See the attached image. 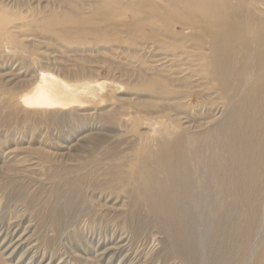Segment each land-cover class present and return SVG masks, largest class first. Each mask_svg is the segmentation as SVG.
I'll return each mask as SVG.
<instances>
[{"label": "rangeland", "instance_id": "1", "mask_svg": "<svg viewBox=\"0 0 264 264\" xmlns=\"http://www.w3.org/2000/svg\"><path fill=\"white\" fill-rule=\"evenodd\" d=\"M123 1L0 0V246L15 244L4 252L8 264H143L150 253L149 262L156 264L157 249L168 243L156 227L130 232L128 222L118 217L127 201L121 182L112 179L107 166L89 163L100 155L101 145L129 134L153 136L164 120L182 122L174 107L179 100L172 98L183 101V90L196 88H183L177 79L183 77V52L193 54L177 43L178 38L183 42L182 26L162 28L167 37L144 22L129 27L133 16L117 9L136 5ZM154 41L170 59L161 73L157 64L163 61L152 57ZM39 58L71 85L107 87L84 106L24 107L22 98L32 87L20 79L30 78L26 65L32 68ZM163 75L169 77L165 89L180 95L166 97V108L147 94L151 76L161 80ZM154 87L158 90V83ZM192 102L197 105V99ZM175 127V136L183 138ZM197 141L191 139L193 145ZM86 169L95 173V181L82 178ZM67 180L69 189L54 193ZM88 209L98 215L94 225ZM213 228L209 223V231ZM143 250L150 253L145 257ZM211 261L219 264L220 259Z\"/></svg>", "mask_w": 264, "mask_h": 264}, {"label": "bare ground", "instance_id": "2", "mask_svg": "<svg viewBox=\"0 0 264 264\" xmlns=\"http://www.w3.org/2000/svg\"><path fill=\"white\" fill-rule=\"evenodd\" d=\"M132 1L136 7L117 9L133 16L129 27L144 22L167 37L162 28L182 26L178 33L183 34V42L178 38L177 43L193 54L183 52V77L177 79L183 88H196L183 90V101L172 98L179 100L174 107L180 110L176 114L182 122L164 120L153 136L129 134L101 145L100 155L89 163L107 166L112 179L121 182L127 201L118 217L128 222L130 232L150 226L165 232L168 243L157 249L156 264H208L214 256L219 264H247V260L264 264V246L260 248L264 243V0ZM158 43H151V48L154 61L165 63L157 64L161 73L168 70L170 59ZM42 59L32 68L27 64L24 73L30 78L20 79L32 87V93L22 98L24 107L84 106L107 87L71 85L45 67ZM162 78L151 76L152 90L147 94L159 98L166 108L170 104L166 97L180 95L166 90L169 77ZM157 83L159 88L154 90ZM11 106L1 104L4 109ZM175 124L183 138L175 136ZM189 130L197 133L191 138ZM196 137L193 145L191 139ZM82 178L95 181L96 176L87 170ZM68 184L65 181L54 193L58 195ZM74 209L70 203L69 210ZM89 212L94 225L98 215ZM102 214L112 221L108 213ZM209 223L214 224L212 231ZM147 244L146 240L143 245ZM14 246H0V264H8L4 252ZM149 255L143 264H151Z\"/></svg>", "mask_w": 264, "mask_h": 264}]
</instances>
